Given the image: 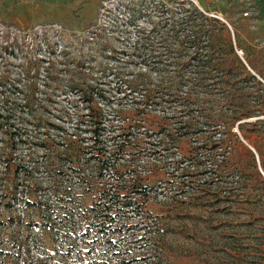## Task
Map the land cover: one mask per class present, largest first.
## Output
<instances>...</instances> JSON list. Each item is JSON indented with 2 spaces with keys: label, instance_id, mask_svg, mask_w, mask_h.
Masks as SVG:
<instances>
[{
  "label": "rangeland",
  "instance_id": "rangeland-1",
  "mask_svg": "<svg viewBox=\"0 0 264 264\" xmlns=\"http://www.w3.org/2000/svg\"><path fill=\"white\" fill-rule=\"evenodd\" d=\"M250 2L167 0L162 12L157 0H0V264H264L261 202L235 172L219 180L202 170L179 186L170 158L155 160L152 173L138 172L143 195L117 211L115 228L85 237L72 221L78 183L72 175L63 182L56 167L75 156L64 152L65 139L91 94L108 118L113 108L127 114L136 105V83L153 87L192 73L181 35L167 34L183 6L230 25L239 54L263 71L264 0ZM27 82L42 127L35 143L14 144L16 116L2 100L10 89L20 101L9 86ZM12 158L17 170H5ZM84 158L81 152L74 160ZM83 194L91 200V191Z\"/></svg>",
  "mask_w": 264,
  "mask_h": 264
},
{
  "label": "trees",
  "instance_id": "trees-1",
  "mask_svg": "<svg viewBox=\"0 0 264 264\" xmlns=\"http://www.w3.org/2000/svg\"><path fill=\"white\" fill-rule=\"evenodd\" d=\"M157 2L162 12L168 10L167 0ZM180 9L181 16L171 20L167 34L175 39L181 35L179 48L189 54L192 73H178L153 87L145 81L136 83V105L127 114L113 108L108 118L91 94L87 112L77 114L74 132L65 139L64 152L75 156L69 158V166L56 167L61 168L63 182L72 175L78 183V199L71 198L77 222L72 221L85 237L92 229L105 236L108 228H115L117 211L131 207L143 195L138 172L152 173L157 167L154 161L164 158H170L169 175L179 186L193 182L202 170L219 180L235 172L247 195L261 202L264 217V70L254 58L239 54L240 46L233 39L236 31L230 25L195 8ZM18 85L9 87H16L20 101H14L10 89L2 100V108L16 116L9 140L35 143L42 120L32 108L30 82ZM155 105L161 108L159 116L151 113ZM82 133H88L89 142H83ZM81 152L84 161L74 160ZM143 154L153 161H141ZM18 164L12 158L4 168L14 165L17 170ZM86 190L91 191L89 201L83 198Z\"/></svg>",
  "mask_w": 264,
  "mask_h": 264
},
{
  "label": "built area",
  "instance_id": "built-area-1",
  "mask_svg": "<svg viewBox=\"0 0 264 264\" xmlns=\"http://www.w3.org/2000/svg\"><path fill=\"white\" fill-rule=\"evenodd\" d=\"M247 3H248V4H251L250 0H247ZM247 14H248V12L245 11V12H244V15H247ZM260 46L264 48V39L261 40V42H260Z\"/></svg>",
  "mask_w": 264,
  "mask_h": 264
}]
</instances>
